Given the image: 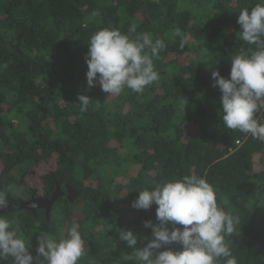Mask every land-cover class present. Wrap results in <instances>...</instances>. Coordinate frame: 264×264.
Masks as SVG:
<instances>
[{"label":"trees","instance_id":"trees-1","mask_svg":"<svg viewBox=\"0 0 264 264\" xmlns=\"http://www.w3.org/2000/svg\"><path fill=\"white\" fill-rule=\"evenodd\" d=\"M257 2L0 0V192L15 203L32 189L50 196L57 184L81 190L76 204L56 202L59 218L0 214L30 241L33 256L39 233L58 236L76 222L88 249L78 264H137L118 232L135 231L142 248L151 232L143 221L158 223L155 204L132 207L138 190L196 174L239 217L238 233L225 238L238 264H264V142L224 127L212 77L214 70L229 77L231 57L249 47L237 19ZM105 27L167 45L153 58L159 81L142 94L88 88V41ZM81 93L93 99L85 113ZM44 163L50 167L41 171Z\"/></svg>","mask_w":264,"mask_h":264},{"label":"clouds","instance_id":"clouds-1","mask_svg":"<svg viewBox=\"0 0 264 264\" xmlns=\"http://www.w3.org/2000/svg\"><path fill=\"white\" fill-rule=\"evenodd\" d=\"M237 23L242 28L240 38L249 47L231 57L229 77L218 70L212 72L213 86L221 92L219 115L225 128L264 142V0H258L251 10L242 8ZM129 31L134 32L135 25ZM176 35L181 36L183 47L187 39L179 29ZM166 47L163 39L153 41L149 33L133 39L116 28L99 29L91 35L85 54L88 88L98 83L108 95L126 89L142 94L159 81L153 58ZM92 100L87 94H78L81 113L88 111ZM152 186L151 190H138L132 202L138 210L157 206L158 223L143 221L144 228L151 229L150 238L145 237L147 243L137 248L135 231L118 232L119 239L135 252L137 264H218L221 258L225 264H238L225 238L238 233L239 217L218 203L217 191L206 177L188 174ZM7 206L8 197L0 192V209ZM37 242L33 256L30 241L18 234L11 220L0 215V264H78L88 251L76 222L58 236L39 233ZM173 244L180 248L165 247Z\"/></svg>","mask_w":264,"mask_h":264},{"label":"flooded vegetation","instance_id":"flooded-vegetation-1","mask_svg":"<svg viewBox=\"0 0 264 264\" xmlns=\"http://www.w3.org/2000/svg\"><path fill=\"white\" fill-rule=\"evenodd\" d=\"M57 186H58V184H57ZM56 188H55V190H56ZM75 189H77V188H75ZM32 190L33 191L29 194L28 197L24 198L22 196H17L16 197L17 202L14 203V202L8 201V203L19 204V202L21 200H24V201L31 200L37 205L35 207L36 208L35 211L34 210H32V211L33 212H38V211L42 210V212L47 216L46 207L42 206V205H44V201L43 200L50 199L52 197V195H53L55 190L52 192V194H50V196H48L45 192L40 194L38 189H32ZM77 190H79V189H77ZM59 191H60V195L58 196V198L54 202V204H53V206L51 208L49 217L47 216L48 220H50V217H51V214H52V211L54 209V206H55L56 202L63 201V202H69L71 204H76V202L79 200V196H80V193H81V190H79L80 191L79 194L76 191H74V190H71V192H69L68 189H67V185H65V188L60 186ZM33 264H35V261L33 262Z\"/></svg>","mask_w":264,"mask_h":264},{"label":"water","instance_id":"water-1","mask_svg":"<svg viewBox=\"0 0 264 264\" xmlns=\"http://www.w3.org/2000/svg\"><path fill=\"white\" fill-rule=\"evenodd\" d=\"M59 188H60V186L58 185L50 199L43 200L44 201V205H42V206L46 207V213H47L48 217H49V214H50V211H51V208H52L54 202L56 201V199L60 195ZM67 189H68L69 192H71V190L76 191L78 194L80 192L79 190L75 189L74 187H72L70 185H67ZM33 204H35V203L33 201H31V200H27V201L21 200L19 202V204L8 203L7 208L0 209V214L6 213V212H9V211H14L16 209H27V210H34L35 211V209H36L35 207L37 205L35 204V207H33Z\"/></svg>","mask_w":264,"mask_h":264},{"label":"rangeland","instance_id":"rangeland-1","mask_svg":"<svg viewBox=\"0 0 264 264\" xmlns=\"http://www.w3.org/2000/svg\"><path fill=\"white\" fill-rule=\"evenodd\" d=\"M43 168L41 169V171L42 170H45V169H47V168H49L50 166H49V164L48 163H44L43 165ZM12 195H17V194H19L20 192H19V190H17V189H13L12 190ZM78 206V205H77ZM59 209H61V208H59ZM52 215H54L55 217H61V215H62V212L61 211H54V212H52Z\"/></svg>","mask_w":264,"mask_h":264},{"label":"built area","instance_id":"built-area-1","mask_svg":"<svg viewBox=\"0 0 264 264\" xmlns=\"http://www.w3.org/2000/svg\"><path fill=\"white\" fill-rule=\"evenodd\" d=\"M237 143L239 144V143H240V141L238 140V141H237Z\"/></svg>","mask_w":264,"mask_h":264}]
</instances>
